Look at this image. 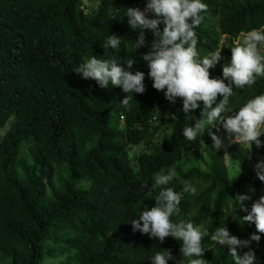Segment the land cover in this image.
<instances>
[{"label": "trees", "instance_id": "1", "mask_svg": "<svg viewBox=\"0 0 264 264\" xmlns=\"http://www.w3.org/2000/svg\"><path fill=\"white\" fill-rule=\"evenodd\" d=\"M146 2L0 0V264H150L163 249L172 251L168 264H176L182 259L179 241L167 237L161 243L132 228L144 206L155 205L144 185L150 187L161 169L177 173L169 184L175 191L182 192L179 179L196 187L195 195L182 193L180 216L171 220H191L209 230L202 240L209 264H234L228 248L210 238L216 227L226 225L240 239L256 231L240 221L246 213L233 198L249 195L244 203L250 209L264 195V182L250 167L252 155L264 160V146L228 145L226 153L241 168L231 178L220 151L205 159L201 136L183 137L201 109L187 116L181 110L175 119L165 115L169 101L152 87L141 59L152 30H144L147 46L136 50L138 30L129 28L125 16L126 8L143 10ZM201 2L208 10L195 29L197 51L203 58L222 50L224 59L209 71L211 78H223L233 42L264 26V0ZM113 34L122 37L121 45L104 49ZM92 55L121 64L134 58L132 71L145 73L146 91L128 94L130 110L120 104L121 88H100L73 72ZM233 91L229 109L238 110L264 94V78ZM175 103L182 109L181 99ZM251 247L256 264H264V234Z\"/></svg>", "mask_w": 264, "mask_h": 264}, {"label": "clouds", "instance_id": "2", "mask_svg": "<svg viewBox=\"0 0 264 264\" xmlns=\"http://www.w3.org/2000/svg\"><path fill=\"white\" fill-rule=\"evenodd\" d=\"M207 10V4L201 0H147L143 10L138 7L126 8L125 16L129 28L138 30L134 45L136 50L147 46L144 30H152L154 38L151 46L147 53L141 54L149 69L147 76L152 81V87L162 91L165 99L171 103H175L177 98L181 99L182 111L186 116L201 109L199 117L193 116L194 122L183 128L184 138L193 141L207 131L213 141L212 148L217 150L225 147V140L228 145L252 148L254 144L259 149L264 146V141L260 139L264 136V94L247 100L238 110L229 109V98L235 95L234 87H251L257 77L264 78V55H261L259 48L264 43V26L241 33L242 39L230 48V61L222 67L223 78H211L209 70L224 58L221 56L222 50L210 52L203 58L197 51L195 29L204 19L201 13ZM149 14L154 18H150ZM161 24L162 30L159 27ZM121 38L115 34L109 35L104 49L118 48ZM134 64V58L121 64L115 58L100 59L92 55L73 72L82 79L95 81L100 88H106L109 84L121 88L125 96L120 104L125 110H130L133 95L128 94H143L146 91L145 73L139 70L133 72ZM218 96L222 97L219 102ZM171 118L176 117L172 115ZM221 128L224 130L223 137L216 134ZM255 171L256 177L264 182V160L255 165ZM175 178L177 173L174 169L166 173L161 169L155 173L154 183L150 187L144 185L146 195L155 200V205L150 208L144 206L132 221L133 231L148 234L151 239L161 243L167 237L179 241L182 259L176 264H209L203 258L205 249L202 246V240L209 236V230L203 224L195 225L191 220H171L173 215L180 216L182 193L195 195L197 192L196 187L185 179H179L182 192L175 191L174 187L169 186ZM153 192L157 194L153 196ZM233 199L238 208L246 213L240 221L254 224L256 231L249 238L240 239L230 234L227 226L222 224L215 228L210 238L228 248L234 264H256V253L251 245L253 242L258 245L261 234H264V195L253 201L250 209L244 203L251 199L249 195L237 193ZM244 248L248 250H238ZM173 259L171 249H163L152 256L150 264H168Z\"/></svg>", "mask_w": 264, "mask_h": 264}, {"label": "rangeland", "instance_id": "3", "mask_svg": "<svg viewBox=\"0 0 264 264\" xmlns=\"http://www.w3.org/2000/svg\"><path fill=\"white\" fill-rule=\"evenodd\" d=\"M86 9V8H85ZM90 9V6H88V8L86 9V11ZM242 39L241 35L233 42V44H235L238 40ZM260 48V52L261 55H264V43L259 45ZM182 109L176 106V103H171L168 102L166 105V112L165 115L166 116H172V115H176L178 112H180ZM219 127V125H218ZM213 132L216 131L215 128L212 129ZM217 135L223 137L224 136V130L221 128L220 132L216 133ZM212 144L213 141L211 140L210 136L208 135L207 131L203 134V136L201 137V154L203 155V157L205 159H208V156L210 153L214 152V151H220L225 159V163L227 165V170H228V174L231 178H233L238 172H240V166L237 162L233 161L228 154L226 153V149L228 147L227 141L225 140V147L221 148L219 150L212 148ZM143 149V144L142 145H137V146H133L132 150L129 151V155L132 156L133 152H139L140 150ZM263 159L258 157V156H251L250 159V167L252 168V170H255V165L262 161ZM190 165V164H189ZM200 168L203 169L204 165L200 164Z\"/></svg>", "mask_w": 264, "mask_h": 264}]
</instances>
